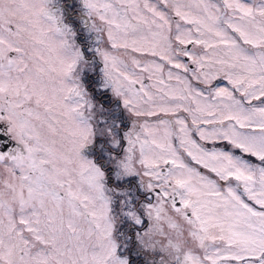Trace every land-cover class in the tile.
I'll return each mask as SVG.
<instances>
[{
    "label": "snow or ice",
    "instance_id": "6c2138e0",
    "mask_svg": "<svg viewBox=\"0 0 264 264\" xmlns=\"http://www.w3.org/2000/svg\"><path fill=\"white\" fill-rule=\"evenodd\" d=\"M0 264H264V0H0Z\"/></svg>",
    "mask_w": 264,
    "mask_h": 264
}]
</instances>
